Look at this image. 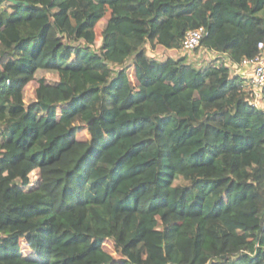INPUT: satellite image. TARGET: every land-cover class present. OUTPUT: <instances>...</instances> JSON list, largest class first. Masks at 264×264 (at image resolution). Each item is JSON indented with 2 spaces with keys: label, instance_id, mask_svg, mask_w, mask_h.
I'll list each match as a JSON object with an SVG mask.
<instances>
[{
  "label": "trees",
  "instance_id": "obj_1",
  "mask_svg": "<svg viewBox=\"0 0 264 264\" xmlns=\"http://www.w3.org/2000/svg\"><path fill=\"white\" fill-rule=\"evenodd\" d=\"M15 1L0 0V264H264V111L221 58L260 53L264 0ZM198 27L221 59L147 54Z\"/></svg>",
  "mask_w": 264,
  "mask_h": 264
},
{
  "label": "built area",
  "instance_id": "obj_2",
  "mask_svg": "<svg viewBox=\"0 0 264 264\" xmlns=\"http://www.w3.org/2000/svg\"><path fill=\"white\" fill-rule=\"evenodd\" d=\"M207 34L204 27L189 30L181 45V51L191 52L200 46L201 40ZM260 53L253 58L243 59L239 66L249 68L248 85L253 94L252 103L264 111V43L258 44Z\"/></svg>",
  "mask_w": 264,
  "mask_h": 264
},
{
  "label": "rangeland",
  "instance_id": "obj_3",
  "mask_svg": "<svg viewBox=\"0 0 264 264\" xmlns=\"http://www.w3.org/2000/svg\"><path fill=\"white\" fill-rule=\"evenodd\" d=\"M109 16H110V13L107 12L105 14V17L108 18ZM100 30L101 29L99 27H96L97 44L95 45V48H97L101 42ZM0 40L2 41V38H0ZM145 49H146V52L149 56L156 57L159 61H162L168 55H170L173 58L185 56L186 62H188L194 68H201L202 66L213 62L212 60H214V58H216V56H219L218 54L209 52L200 46L191 52H183L181 50H176V49H165V48L160 47V46L150 48V46L148 44L145 45ZM221 58H224L227 65L230 67L232 73H234L239 68H241V66L233 64L226 57H221ZM221 58H217V59L219 60ZM134 71H136V70L135 69L133 70L132 68L130 69V73L132 76L131 78H133V76H134ZM35 87H36V83H34V82H32L31 84L28 85L27 92H26V100H29L33 97ZM82 134L83 133H82V129H81V131L79 132V135H82ZM102 161L110 162L109 159L106 157H104L102 159ZM100 171L104 172L105 170L103 168H100Z\"/></svg>",
  "mask_w": 264,
  "mask_h": 264
},
{
  "label": "crops",
  "instance_id": "obj_4",
  "mask_svg": "<svg viewBox=\"0 0 264 264\" xmlns=\"http://www.w3.org/2000/svg\"><path fill=\"white\" fill-rule=\"evenodd\" d=\"M216 58H218V56H216ZM216 58H214V59H216ZM212 61H214V60H212ZM249 71H250V69L249 68H239L237 71H235L236 73H238V74H241V75H243L245 78H247V79H249ZM235 73V74H236Z\"/></svg>",
  "mask_w": 264,
  "mask_h": 264
},
{
  "label": "water",
  "instance_id": "obj_5",
  "mask_svg": "<svg viewBox=\"0 0 264 264\" xmlns=\"http://www.w3.org/2000/svg\"><path fill=\"white\" fill-rule=\"evenodd\" d=\"M12 2H14V3H19L18 1H15V0H11Z\"/></svg>",
  "mask_w": 264,
  "mask_h": 264
}]
</instances>
